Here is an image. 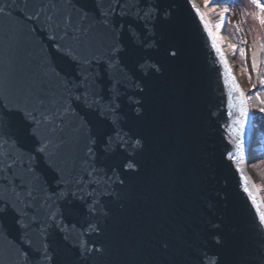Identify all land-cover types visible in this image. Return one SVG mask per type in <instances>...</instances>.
Here are the masks:
<instances>
[{
  "label": "snow or ice",
  "instance_id": "1",
  "mask_svg": "<svg viewBox=\"0 0 264 264\" xmlns=\"http://www.w3.org/2000/svg\"><path fill=\"white\" fill-rule=\"evenodd\" d=\"M174 2L52 0L37 10L21 0H0V17L11 18L15 11L35 23L43 14L39 32L52 49L49 52L43 40L36 41L40 55L22 86L0 88V139L26 149L15 156L8 153L10 163L0 161V175L9 173L11 179L4 176V181L12 186L10 194L0 196V233L15 231L19 240L9 250L12 264H86L105 251L104 244L97 247V241L87 237L105 233L110 214L105 197L121 199L114 191L119 188L124 198L133 199L139 174L145 170L152 93L165 63L178 55L176 46L164 39L176 31L171 23ZM204 2L207 6L209 0ZM251 3L264 12L260 0ZM186 6L208 30L204 12L193 0H186ZM254 15L264 24L259 13ZM252 64L255 69V51ZM233 86L240 91L234 82ZM259 111L264 113V107ZM247 116L241 99L240 117ZM235 123L242 125L243 120ZM226 139L235 145L236 154L242 152L240 138ZM223 159L240 171L233 151L226 149ZM41 163L42 174L51 173L55 182L51 192L37 175ZM241 191L255 206L254 223L264 234V210L252 191L247 187ZM38 212L43 213L42 220ZM37 223L40 227L34 231ZM206 224L204 239L215 251L211 256L204 251L199 264H242L229 259L228 239L220 224L211 218ZM113 226L118 228L119 221ZM158 245L166 250L170 241L161 235Z\"/></svg>",
  "mask_w": 264,
  "mask_h": 264
},
{
  "label": "water",
  "instance_id": "2",
  "mask_svg": "<svg viewBox=\"0 0 264 264\" xmlns=\"http://www.w3.org/2000/svg\"><path fill=\"white\" fill-rule=\"evenodd\" d=\"M24 2L38 10L52 0H21V4ZM193 3L204 12L212 35L189 12L186 0H175L171 23L176 31L165 34L164 39L176 46L178 55L165 63L159 86L152 93L155 99L145 170L139 174L133 199L124 198L119 188L114 191L121 193V199L115 195L111 200L105 197L110 209L105 233L87 237L97 241V247L104 244L105 251L86 264H199L204 251H209L210 256L215 251L204 239L209 218L220 224L228 239L229 259L242 264H264V234L258 232L254 223L255 206L241 191L243 187L252 191L264 210V197L253 175L247 173L252 171L249 164L255 160L252 147L259 144L255 114L250 110L249 92L225 55L202 5L198 0ZM43 20L42 14L35 23L24 21L15 11L11 18L0 17V88L15 90L22 86L40 55L36 41L43 40L46 50L52 51L39 32ZM241 99L248 111L244 118L240 117ZM237 119L243 120L242 125L235 123ZM227 137L241 139L240 154L235 153V145ZM226 149L237 155L239 172L223 159ZM21 151L26 149L0 139L3 163L11 162L8 153L15 156ZM44 167L42 163L38 166L37 175L46 181L45 187L51 192L55 182L51 173L42 174ZM4 176L11 179L9 173L0 175V196L11 193L12 186L4 181ZM38 217L42 220L43 213L38 212ZM116 220L118 228L113 226ZM39 227L37 223L34 231ZM161 235L170 241L166 250L158 245ZM18 243L15 231L11 235L0 233L2 264H12L9 250Z\"/></svg>",
  "mask_w": 264,
  "mask_h": 264
},
{
  "label": "rangeland",
  "instance_id": "3",
  "mask_svg": "<svg viewBox=\"0 0 264 264\" xmlns=\"http://www.w3.org/2000/svg\"><path fill=\"white\" fill-rule=\"evenodd\" d=\"M205 11L213 31L220 40L226 39L230 41V46H226L227 53L231 60V63L235 66L237 75L239 76L244 89L249 92L252 87L251 71L247 67L248 62L252 64V53H258V42L264 36V24L260 22L254 15L259 13L264 18V12H260L252 3L251 0H230V2H219L215 3L213 0H209L207 6H205L204 0H198ZM261 2V0H260ZM245 42L250 50V58L247 61H243L239 57L237 50V42ZM260 62L264 63V59L258 57ZM250 93V92H249ZM249 96V95H248ZM250 105V104H249ZM250 110L255 114V137L256 141L259 142L257 136L258 125L257 120H261L260 111L256 109ZM264 123V122H263ZM261 143L252 147L255 153L252 156L255 160L249 164L252 170L255 184L259 192L264 197V191L260 190L263 185L264 189V150L259 152L257 146Z\"/></svg>",
  "mask_w": 264,
  "mask_h": 264
},
{
  "label": "trees",
  "instance_id": "4",
  "mask_svg": "<svg viewBox=\"0 0 264 264\" xmlns=\"http://www.w3.org/2000/svg\"><path fill=\"white\" fill-rule=\"evenodd\" d=\"M261 4H264V0H261L260 2ZM237 42V50L239 53V57L241 60H249L250 58V50L248 48V46L246 45L245 42H239L238 40H236ZM262 45H264V36L259 40L258 42V53L256 56V67L255 69H253V64H250L248 62V68L251 71V77H252V84L253 87L252 89L249 91V102H250V107L252 109H256L259 110L260 107H264V85L261 84V80H264V63L260 62L259 58L264 59V47H262ZM241 49H243L244 54L243 56H241ZM257 93H259V95H257ZM261 120H257V125H258V133L257 136L259 138V141L261 143L260 146H257V149L259 150V152L264 150V113H261ZM264 160V159H263ZM260 190L263 192V185L261 186Z\"/></svg>",
  "mask_w": 264,
  "mask_h": 264
},
{
  "label": "bare ground",
  "instance_id": "5",
  "mask_svg": "<svg viewBox=\"0 0 264 264\" xmlns=\"http://www.w3.org/2000/svg\"><path fill=\"white\" fill-rule=\"evenodd\" d=\"M219 41H220V45L222 46V48H223V50H224L225 55L227 56L228 59H230V58H229V55H228V53H227V50H226V46H230V44H231L230 41H228V40H226V39H223V40H220V39H219ZM247 112H248V111H247ZM247 173L252 177V175H253L252 171L247 170Z\"/></svg>",
  "mask_w": 264,
  "mask_h": 264
}]
</instances>
